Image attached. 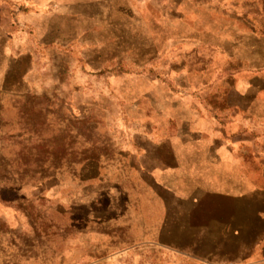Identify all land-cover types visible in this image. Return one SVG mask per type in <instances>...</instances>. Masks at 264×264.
I'll return each instance as SVG.
<instances>
[{"label":"rangeland","instance_id":"1","mask_svg":"<svg viewBox=\"0 0 264 264\" xmlns=\"http://www.w3.org/2000/svg\"><path fill=\"white\" fill-rule=\"evenodd\" d=\"M41 1L29 27L12 15L20 0H0V26L14 20L0 32L5 129L32 136L7 141L5 151L27 168L40 144L68 161L51 183L0 193V264H215L181 252L179 228L165 243L141 226L158 221L159 208L146 209L145 198L134 204L119 149L146 147L149 124L158 145L202 113L222 120L225 100L244 99L235 86L264 83V0L29 2ZM18 88L29 101L6 90ZM263 119H230L250 128L254 153L264 147ZM89 156L99 163L81 180ZM204 233L206 249L214 236Z\"/></svg>","mask_w":264,"mask_h":264},{"label":"crops","instance_id":"2","mask_svg":"<svg viewBox=\"0 0 264 264\" xmlns=\"http://www.w3.org/2000/svg\"><path fill=\"white\" fill-rule=\"evenodd\" d=\"M29 1L11 3L12 15H21L25 25L34 27L33 20L41 18L35 8L46 7L47 2ZM12 21L11 17L6 25L11 27ZM6 25L0 26L1 34L6 33ZM234 90L244 99L238 104L225 100L222 120L215 113L212 117L202 113L158 145L149 124L141 134L146 147L135 152L120 147L119 176L132 184L134 204L145 198L146 209L159 208L158 221L140 223L155 229L156 241L166 243L171 228H179L178 236H184L180 242L187 245L181 252L195 259L215 264H264V147L254 153L250 128L246 133L245 124L236 129L230 121L237 112L248 123L253 117H264V99L255 98L264 92V83L244 89L235 86ZM225 117L231 123L223 121ZM162 155L166 159L162 160ZM195 218L200 222L194 225ZM204 218L210 224L204 225ZM205 231L214 237L211 246L203 249Z\"/></svg>","mask_w":264,"mask_h":264},{"label":"trees","instance_id":"3","mask_svg":"<svg viewBox=\"0 0 264 264\" xmlns=\"http://www.w3.org/2000/svg\"><path fill=\"white\" fill-rule=\"evenodd\" d=\"M235 79V77H234ZM236 82V79H235ZM13 95H21L20 98L24 102L29 101L28 97L30 94L25 90L16 89H6ZM0 93H4L5 97L7 93L5 90H0ZM23 96V97H22ZM2 101V100H1ZM0 101V193L11 191L12 189L20 187L23 182L33 181L39 184L51 183L54 179L58 178L61 174L60 165L67 163V159L64 162H60L61 158L64 157L62 154H58L54 149L44 148L43 145H38L33 148V156L28 153V157L33 161V165L28 168L20 164L16 157H13L5 151L7 141H18L29 143L32 139L31 135L24 136V132L15 133L9 135L5 129L6 123L2 116V107ZM66 122L67 119H65ZM46 149V150H45ZM99 160L95 157H85L82 159V169L80 170L81 180L86 178H92L93 171L95 173L96 167L98 166ZM67 165V164H66ZM85 173V174H84ZM86 177V178H85ZM1 197V196H0ZM41 199L40 197H38ZM37 198V199H38ZM33 200V199H32ZM30 200V201H32Z\"/></svg>","mask_w":264,"mask_h":264},{"label":"water","instance_id":"4","mask_svg":"<svg viewBox=\"0 0 264 264\" xmlns=\"http://www.w3.org/2000/svg\"><path fill=\"white\" fill-rule=\"evenodd\" d=\"M4 96H5L4 93H0V101L1 99H3Z\"/></svg>","mask_w":264,"mask_h":264}]
</instances>
